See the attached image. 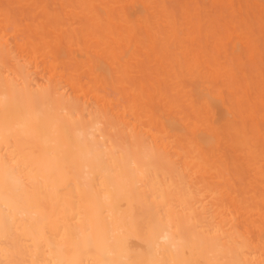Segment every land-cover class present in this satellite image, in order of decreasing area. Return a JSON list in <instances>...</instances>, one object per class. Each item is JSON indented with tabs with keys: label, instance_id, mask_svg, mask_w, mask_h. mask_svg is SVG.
<instances>
[{
	"label": "bare ground",
	"instance_id": "1",
	"mask_svg": "<svg viewBox=\"0 0 264 264\" xmlns=\"http://www.w3.org/2000/svg\"><path fill=\"white\" fill-rule=\"evenodd\" d=\"M7 1L30 11L23 30L15 25L17 15L0 5V264H264V188L254 191L237 182L240 173L225 152L232 147L247 154L264 179L261 129L253 141L231 122L229 132L218 133L225 114L216 111V87L209 94L201 90L205 80L197 78L190 90L182 83L197 72L194 61L180 62L176 76L190 115L177 113L192 117L185 122L175 124L171 115L163 119L150 110L141 85L126 87L121 47L134 42L136 21L149 36L151 13L135 22L125 13L115 21L113 14L102 18L94 12L95 0H78L77 9L97 28L90 47L100 59L91 60L83 82L78 73L58 70L59 56L34 13L37 0ZM156 1L128 3L155 9ZM183 26L171 23L168 39L179 33L181 43L190 41ZM22 31L16 43L22 59L16 61L9 37L17 39ZM39 63L47 80L32 85L30 72ZM100 63L117 75L119 88L129 90L125 103L114 107L101 95ZM221 69L214 68L215 74ZM64 87L76 99L93 96L98 113L83 114ZM175 105L165 103L169 114Z\"/></svg>",
	"mask_w": 264,
	"mask_h": 264
},
{
	"label": "rangeland",
	"instance_id": "2",
	"mask_svg": "<svg viewBox=\"0 0 264 264\" xmlns=\"http://www.w3.org/2000/svg\"><path fill=\"white\" fill-rule=\"evenodd\" d=\"M157 1L156 3H158L159 6L155 9H149L144 2L134 5L129 4L128 0H115V2L114 0H95L96 3L94 5H96V7L94 8V12L99 15L101 14V17L104 15L102 18H106L107 15L113 14L115 21H118V16L121 18L120 16L126 13L131 14L130 16L135 22L137 17H144L151 13V15L149 14L151 16V23L149 24L150 30H148L149 36L145 35L146 29L139 28L136 21L135 31L137 34H135L136 38L134 42L131 44H125L124 42L121 47V55H123L124 58L121 57L123 61L120 60V62L122 68L126 69L125 71L127 73L126 78L123 79L127 81L126 87L132 89L130 85H141L143 88L144 102L150 110L157 112V115L163 117V119L171 115L174 123L175 120H179L178 122H185L186 119L189 120V118L192 119V117H181L183 115L188 116L190 113L188 104H183L180 92L178 91V84L181 78H176V76L179 74L178 67L180 62L184 63L187 61V65H191V62L194 61L197 65V72L193 74V77L185 74L188 76L185 80H182V83L186 87V90H190L193 89L194 83H196L198 78L200 81L205 80L203 84L205 87H201L202 91H210V88L213 87L217 88L212 89L217 91V95L214 94L215 91L211 95H215V101H218L216 111L220 108L221 113L224 112L223 114L218 112L221 114L222 118L225 114V118L222 120L220 117H216L221 120L216 126L218 133L224 130V133L229 132L227 126L228 123L231 122L245 129L246 132L249 133L246 137L249 140L253 141L255 138L259 137L258 143H264V112L262 111V109L264 110V0ZM77 2L78 0H64L63 3L61 0H37L38 9H36L34 13H38V17L43 20L45 35L53 45V51L59 56L58 70L64 74L78 73L81 80L86 82L89 77L91 60H100L94 55V51L90 47V38L97 32V28L85 15L80 13L79 9H77ZM112 3L116 4L113 5ZM0 5L2 9L17 15L16 24L14 23L15 25L19 26L21 29L24 28L23 30L26 29V20L24 17L26 16L25 14H27L26 12L30 11L29 9L11 6L7 0H2ZM139 13L140 15H137ZM239 20H242L243 24L239 25L237 22ZM173 22H179L184 25V32L190 33L191 35L190 41H188V39L181 43V35L179 36V33L173 38L168 39L169 32L171 31V23ZM190 22L199 23V27L191 25ZM13 27L14 25L11 28L12 30ZM23 32L26 34V31H22L21 36L17 37V39L13 36L9 37V48L16 61H21L22 59L21 53H17L19 51L16 50V43L20 42V38L24 37L23 35L25 34H23ZM115 33L118 35L123 33L119 25L115 26ZM82 41L85 42L83 43ZM219 46L225 47L221 49ZM125 52H127V54ZM15 54H17V56ZM215 58L219 65L215 63ZM197 60H199V62ZM100 64V66H102L100 69L102 68L104 71H101V74L98 75V79L101 80L99 84L101 95L111 102L113 101L114 107L115 105L119 106L125 103L126 95L124 94V90H126V92L129 90L127 91L124 86V89L119 88L117 81L120 79L117 75L106 63ZM217 66H220L222 69L221 72L215 74L214 68ZM185 68L187 71L188 69L190 71L193 70V68L188 66ZM96 71H99V68H96ZM226 72L228 73L226 74ZM161 78L165 79V81H160ZM224 79L226 82H224ZM46 80L47 75L44 67L42 63H39L37 71L32 70L30 72L29 81L32 85H39ZM212 81L213 83H211ZM232 83L234 85H232ZM228 85H230V88ZM233 86L234 88H231ZM231 89H233V91H231ZM212 90L209 94L213 92ZM63 91L79 109H82L83 114L96 115L98 113V103L93 96L90 95L88 97L76 99L70 94V89L68 90V87H64ZM232 92H234L233 95ZM161 94L163 98L160 97ZM157 95H159L158 98H155ZM193 97L194 102L200 101L195 94H193ZM234 100H236L235 103ZM167 101L176 102L175 106L178 107L179 105V108L174 109V112L172 110L169 114L168 108L165 106ZM179 110L183 112V115L177 113ZM234 110H236V112H234ZM210 118L208 121H210ZM242 120L243 123H241ZM256 128L261 129L257 137H255ZM225 152L230 157L232 165L235 166L240 173V178L237 182L244 185L249 184L248 186L250 188L252 187L251 189L254 191L264 188V183H262L264 179L261 178L257 170L251 166V162H249L251 159L247 154H243L241 150L232 147H230V151L225 150ZM261 152L262 151H260V153ZM246 177L247 180L245 179Z\"/></svg>",
	"mask_w": 264,
	"mask_h": 264
}]
</instances>
